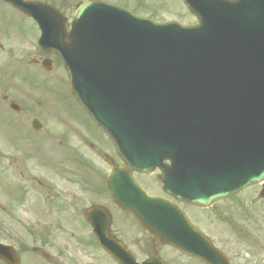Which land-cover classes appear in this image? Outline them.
<instances>
[{
  "label": "water",
  "instance_id": "95a60500",
  "mask_svg": "<svg viewBox=\"0 0 264 264\" xmlns=\"http://www.w3.org/2000/svg\"><path fill=\"white\" fill-rule=\"evenodd\" d=\"M187 4L198 20L188 27L86 1L60 32L48 10L40 47L60 57L70 93L124 162L106 159L113 200L149 234L197 256L178 209L144 193L131 172L158 167L165 193L201 207L264 182V0Z\"/></svg>",
  "mask_w": 264,
  "mask_h": 264
},
{
  "label": "flooded vegetation",
  "instance_id": "af4514ba",
  "mask_svg": "<svg viewBox=\"0 0 264 264\" xmlns=\"http://www.w3.org/2000/svg\"><path fill=\"white\" fill-rule=\"evenodd\" d=\"M27 1L56 8L65 18L62 24L65 27L69 16L62 5H56L53 0ZM108 1L132 12L140 7L139 2ZM174 1L169 3L175 6L177 14L190 16L181 0ZM143 8L144 16L152 19H157L163 8H166L165 11L171 9L156 0H145L144 7L140 9ZM21 19L27 28V33L22 36ZM179 19L171 17L160 21L180 22ZM36 27V21L31 16L10 2L0 0V264H101V259L106 260V264H210L215 260L213 257L217 251L222 256L215 264H264V208L260 212L264 197H261L260 186L246 199L240 191L200 209L201 216L204 215L202 218L206 219L205 232L192 222V216L186 210V207L193 206L166 197L177 203L188 221L199 230V237L193 244L202 253L197 257L159 242L142 228L130 212L117 206L105 188V173L100 168L98 185L92 187L86 182L83 175L85 152L89 154L88 159L91 157L95 162V157L101 155V146L80 130L51 129L54 113L53 109L51 112L46 107L44 97L52 76H49L50 80L44 78L43 65L48 64L50 71L45 73H51L53 67L61 64L51 53L41 51L43 56L34 58L38 49L33 46L24 58L20 54V41H30ZM25 58L26 63L21 62ZM30 68L40 73L38 78L42 84L36 88L40 94L38 99L30 95L29 87L23 86L22 89L21 82L16 80L20 70L28 72ZM48 141H53L55 145L58 143V159L50 155ZM94 172L97 173L98 168ZM137 175L135 173L136 178ZM151 176H154L159 189V193L150 192L151 195L162 196L157 172ZM142 187L148 191L145 186ZM238 194L237 201L231 202L239 210L238 218L234 220L236 216L227 214L230 206L226 205ZM216 205L226 207L219 210ZM233 225L238 230V238L252 243L254 250L261 255L247 259L249 253L245 251L229 256L219 246L218 237L222 243H227V234L235 233ZM213 227L220 231L215 232ZM144 234L149 240L144 239ZM100 235L111 242L110 252L98 244Z\"/></svg>",
  "mask_w": 264,
  "mask_h": 264
},
{
  "label": "rangeland",
  "instance_id": "374dc122",
  "mask_svg": "<svg viewBox=\"0 0 264 264\" xmlns=\"http://www.w3.org/2000/svg\"><path fill=\"white\" fill-rule=\"evenodd\" d=\"M54 3L56 5L60 4L63 6V8L65 10H68V16L70 17L74 11V4L78 3L82 0H53ZM114 1H119V2H129V3H133L136 4V2H139L140 7H144V2L145 0H114ZM150 1V0H148ZM155 1V0H154ZM74 2V4H73ZM157 3H163L164 7L167 8H171L170 11H165L166 8H163L162 10H160V12L157 15V19L156 20H162V19H166V18H180V22L181 23H191L194 22L193 17L190 15H186V16H181L180 14H177L176 10H175V6L169 2H175L174 0H156ZM140 7H138L136 9L137 14H143L144 15V8L140 9ZM70 21V20H68ZM67 21V22H68ZM67 25V23H66ZM20 26L22 27V31L20 32V35L22 36L24 33H27V28L25 26L24 20L21 19V23ZM19 34V33H18ZM17 39H20L19 35H16ZM34 35L31 36L30 41L27 42H23L22 40L20 41V54L21 57L24 58L25 55L28 53L29 49L35 47L34 46ZM43 53L41 52H37L33 57H42ZM31 57V56H30ZM28 58V57H27ZM25 58L24 60L21 59V62H25V60L27 59ZM12 61V59H11ZM26 63V62H25ZM31 72H33L34 74H32ZM44 78L46 80H50L48 79L49 76H52L51 80L47 83L48 84V89L47 92L45 94L44 97V101L46 104V107L48 108L49 111L52 112L53 109V116H52V120H53V124L51 126V129L54 130L55 128H65V129H75V131L80 130L82 132H84L86 134V136L92 138L93 140H97L99 142V145L102 147V150L107 152L108 154L112 155L115 158V155L112 153L110 146L107 148L105 142L101 141V140H105V135L98 130L97 128L94 127V125L89 122L87 120V118H85L86 115H84L83 112L80 111V108L77 107V105L75 104V102L73 101L72 96L70 95L69 91H68V87H67V79L65 76V72L63 70V68L61 66H55L53 67V70L51 73H45L44 71ZM40 76V73H38V71L33 70L32 68L29 69V71H24V70H20L17 73L16 76V80L17 82H21V88L23 89V86L29 87V91H30V95H32V97L34 98H39L40 94L38 91H36V88L38 86H40L42 84V82L40 83V78H38ZM66 79V80H65ZM20 84V83H19ZM57 117L59 118V122L57 120ZM99 138H97V137ZM84 137V136H79V138ZM55 141V140H54ZM50 144L48 146V148H50L48 151L50 153V155L52 154V156H54V158L58 159L59 155H60V151L58 149L59 145L58 143L53 144V141H48ZM93 143L96 144L95 141H92ZM87 148V147H86ZM80 149V147H79ZM75 153V151L73 152ZM89 154L85 152V166H84V170H83V175L86 179V182L88 184H90V186H96L98 185V181H97V176L99 175L100 171L99 168L101 170V172L105 171L107 169V167H105V164L103 162V160H101V157L99 159H96V161L94 162L92 160L91 157L88 156ZM74 163H76V159L73 158ZM91 163H90V162ZM92 163L94 165H96V167L98 168V172H97V168L95 169L94 166L92 165ZM94 170H96L97 173L94 172ZM139 176V175H137ZM137 182L141 185V186H145V188L151 192V193H159V189H158V183H156V180L154 178V176H140L137 178ZM259 188V184L258 185H253L250 188L243 190L242 192L244 193L243 198L246 199L247 196H251L254 192H256ZM93 190V189H90ZM245 192H247L245 194ZM249 196V197H250ZM240 197V195L238 194L237 196H235L233 199L228 200L230 202L229 205L226 206H230L227 209V214H229L230 217L236 216L234 218V220H237L238 218V214H239V210H237L236 206L234 205V203L237 201V199ZM242 201V200H241ZM248 201V199L246 200ZM245 201V202H246ZM234 202V203H231ZM243 202V201H242ZM244 204V202H243ZM243 204L241 206H243ZM225 205V204H224ZM226 206H217V209L220 210V208H224ZM240 206V207H241ZM261 206V210L260 212H262L263 208H264V204L260 203ZM239 207V206H238ZM186 210L188 211V213L192 216V222H194L197 226H200L202 231H206V219H203L201 216V210L197 209L196 207L191 208V207H186ZM192 210V212H191ZM225 214V213H224ZM236 214V215H235ZM259 215L261 216V214L259 213ZM242 222V221H240ZM219 223V222H218ZM241 224V223H240ZM196 225H194L196 227ZM220 226L222 227L221 223ZM215 232L220 231V229L213 227ZM233 230L235 231V233H228L227 234V240L228 242H224L222 243V241L220 240V238L218 237V244L219 246L225 250V252L227 251V253L229 254V256L237 255L238 253L243 254L245 251H248V256L247 259H255L257 258L259 255H261V253L256 252L253 248V244L252 243H248L244 240H242L241 238H238V230L235 227V225H233ZM136 234H139L138 232H136ZM212 234L214 236H217L215 233L212 232ZM137 236H140L137 235ZM146 235L144 234V239L149 240V237H146ZM249 244V246H248ZM225 247V249H224ZM164 250V247H162V251ZM165 254L168 253V251H164ZM169 254V253H168ZM101 264H106V260L101 259Z\"/></svg>",
  "mask_w": 264,
  "mask_h": 264
}]
</instances>
